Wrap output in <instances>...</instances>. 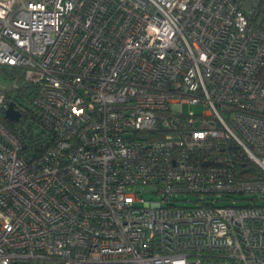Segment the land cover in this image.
I'll return each instance as SVG.
<instances>
[{
  "label": "built area",
  "instance_id": "built-area-1",
  "mask_svg": "<svg viewBox=\"0 0 264 264\" xmlns=\"http://www.w3.org/2000/svg\"><path fill=\"white\" fill-rule=\"evenodd\" d=\"M3 66L52 144L0 120V264H264V180L197 155L264 177V0H0Z\"/></svg>",
  "mask_w": 264,
  "mask_h": 264
},
{
  "label": "trees",
  "instance_id": "trees-1",
  "mask_svg": "<svg viewBox=\"0 0 264 264\" xmlns=\"http://www.w3.org/2000/svg\"><path fill=\"white\" fill-rule=\"evenodd\" d=\"M0 77L4 83L11 86L6 88V99L11 107L18 109V116L14 119L0 114V120L6 129L21 144V153L27 158H37L42 155L52 144V137L41 129V117L31 105V97L34 95L33 85L24 81L20 70L16 68L0 67ZM224 142V141H223ZM216 142L211 150L204 149L197 153L199 156H215V158L232 162L241 167L244 179L264 180L259 170L251 164L239 147L230 141Z\"/></svg>",
  "mask_w": 264,
  "mask_h": 264
},
{
  "label": "rangeland",
  "instance_id": "rangeland-1",
  "mask_svg": "<svg viewBox=\"0 0 264 264\" xmlns=\"http://www.w3.org/2000/svg\"><path fill=\"white\" fill-rule=\"evenodd\" d=\"M189 110H192L194 112H202V108L200 106H189L187 104L183 105L182 107V111L183 113H187ZM153 190V188H146L145 190H143V197L145 199H150V198H156L153 194H151V191ZM179 200V204L180 205H187V206H191L194 204L195 200L197 199V197L193 194H187V195H179L178 198ZM264 201V200H262ZM247 200H237V204H244L247 203ZM224 203V202H221Z\"/></svg>",
  "mask_w": 264,
  "mask_h": 264
},
{
  "label": "water",
  "instance_id": "water-1",
  "mask_svg": "<svg viewBox=\"0 0 264 264\" xmlns=\"http://www.w3.org/2000/svg\"><path fill=\"white\" fill-rule=\"evenodd\" d=\"M6 117L14 119L18 116L16 112L13 111L12 107L10 106L8 110L5 112Z\"/></svg>",
  "mask_w": 264,
  "mask_h": 264
}]
</instances>
